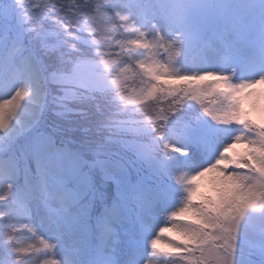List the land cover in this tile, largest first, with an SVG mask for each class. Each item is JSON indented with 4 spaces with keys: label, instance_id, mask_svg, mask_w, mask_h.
I'll return each instance as SVG.
<instances>
[{
    "label": "snow or ice",
    "instance_id": "snow-or-ice-1",
    "mask_svg": "<svg viewBox=\"0 0 264 264\" xmlns=\"http://www.w3.org/2000/svg\"><path fill=\"white\" fill-rule=\"evenodd\" d=\"M13 4L0 2V21H10L8 31L16 40L27 37L39 49L29 51L21 71L20 83L31 93L16 88L10 99L0 102V143L8 144L22 130L11 123L21 100L40 96L46 104L50 83L62 89L53 102L103 89L108 77L99 71L102 54L89 52L111 48L114 41L127 51L123 62L128 66L120 71H131L144 85L138 94H120L119 101L145 106V115H151L148 108L168 104L158 109L156 120L138 129L146 141L135 147L138 158L155 164L165 176L184 169L195 173L177 179L181 189L156 184L129 197L142 227L132 264H152L149 257L157 253L176 264H264V243L251 246L248 259L242 250L249 221H264V0H53L31 10ZM229 33L236 39L228 40ZM40 51L59 65L51 76L45 75L49 67ZM6 68L0 59V76ZM119 114L112 111L110 116ZM105 127L112 131L122 126L109 119ZM32 162L40 177L32 192L18 187L17 162L0 165V220L5 222L0 264H28L15 258L23 249L14 239L18 211L26 212V203L45 208L60 204L41 217L38 227L24 221L33 234L45 227L50 231L57 244L42 239L44 249L59 247L62 232H83L89 223L74 184L79 176L66 169L62 149L52 137L33 142L27 164ZM204 178L207 191L201 190ZM173 198L179 207L167 216L171 226L155 232L157 218L168 213ZM112 213V222H119L115 209ZM86 256L84 250L43 264H99Z\"/></svg>",
    "mask_w": 264,
    "mask_h": 264
},
{
    "label": "trees",
    "instance_id": "trees-1",
    "mask_svg": "<svg viewBox=\"0 0 264 264\" xmlns=\"http://www.w3.org/2000/svg\"><path fill=\"white\" fill-rule=\"evenodd\" d=\"M52 3L53 0H43L40 8L43 9L45 5ZM45 27L49 31L52 30L50 24H46ZM121 31L123 32L124 29L122 28ZM38 49L39 45L30 43L27 37L16 40L13 35L0 36V59L7 63L6 70L0 76V81L5 80L15 69L22 71L23 61L27 59L29 51L35 53ZM97 51L102 54L99 60V71L108 77L103 89H94L85 94H72L70 98L53 102V96H60L62 89L56 83H50L49 89L52 95L46 97V104L40 96L31 99L26 96L21 100V107L11 123L16 124L18 128L22 127V130L18 131L8 144L0 143V165L17 162L18 187L32 192L35 185L40 182L35 163L27 164L32 144L38 137H52L56 141L57 146L62 149V160L66 169L79 176L74 184L78 202L81 204L82 210L87 211L88 214L86 239L91 242L93 248L97 247L96 240L100 231L99 219L109 214L112 215L113 209L116 211L117 207L122 206L131 223L138 224L135 219L137 208L129 197L136 193H146L156 184L161 187L173 185L177 189H181L182 185L177 184L176 181L189 171L184 169L165 176L158 166L138 158L135 147L146 143L138 129L143 127L149 119L156 120L158 109L168 108V104L161 103L148 108L147 112L151 115H145V106L134 104L131 100L119 101L120 94H138L144 85L138 77L133 76L131 71H120L121 68L128 66L123 62L127 51L122 52L121 49L115 47L114 41L113 47L92 49L89 55H94ZM39 55L49 67V71L45 75L51 76L53 70L59 67L55 57H50L43 51H40ZM105 61L109 63L105 65ZM93 63L96 62L93 61ZM63 74L67 75L68 73ZM117 81L119 88H117ZM23 91L31 93L29 88L24 87ZM112 111H118L119 116H110ZM109 119L118 120L122 127L112 131L107 130L105 122ZM149 126L158 127L159 124ZM2 135L0 133V136ZM167 151L171 155H176L171 153V150ZM26 164L27 175L25 174ZM122 177L132 186L121 182ZM206 180L207 178H204L201 182L202 191H207ZM136 181H142V188L134 185ZM0 195H4V192L0 191ZM59 207L60 204L56 210ZM177 207L179 204L173 198V205L172 203L167 205L168 214L175 211ZM168 214L164 215V221L160 227L171 226V222L167 221ZM18 221L14 239L23 251L15 258L26 260L28 264H43L46 257L42 252L41 243L22 227L23 210L18 211ZM4 223L3 220H0V229L3 228ZM167 238L165 237V239ZM2 243L3 241L0 240V245ZM30 245L34 246L36 251H32ZM251 246L256 245L244 235L242 250L245 257L249 258ZM92 253L96 254V249L92 250ZM156 255L161 256L158 260L161 264H165L166 261L176 264L169 257H164L159 253ZM3 257L4 251L0 246V258ZM251 258L255 259L256 256Z\"/></svg>",
    "mask_w": 264,
    "mask_h": 264
},
{
    "label": "rangeland",
    "instance_id": "rangeland-1",
    "mask_svg": "<svg viewBox=\"0 0 264 264\" xmlns=\"http://www.w3.org/2000/svg\"><path fill=\"white\" fill-rule=\"evenodd\" d=\"M42 1L43 0H29V2H25L24 0H18V3L14 4V7H23L31 10L37 6L41 7ZM1 2L10 4L13 0H1ZM131 23L132 22H129V26H131ZM0 25V28L4 29L3 35L15 36L14 33L8 31L10 21H0ZM4 26H6V28H3ZM141 30L144 31V29ZM20 39H22V37ZM227 39L230 41L236 39V34L229 33ZM159 55L160 54H157V59H159ZM195 55L196 54L193 53L189 59L191 60ZM21 79V70L15 69L8 75L6 80L0 82V102H2L3 99H10L11 96L14 95L16 88H21L22 91L24 90V86L20 83ZM205 166L207 165L205 164ZM194 174V172L188 171V173H185L183 176H191ZM121 182L128 186H132L124 177L121 178ZM142 184V181H136V183H134V185L141 188ZM58 206V201L49 203L47 208H45L43 204L37 206L35 201L31 204L26 203L24 207L27 208V211H24V221H34V227H38L41 217L47 215L49 209L56 210ZM165 210L169 211L168 208ZM166 214L168 213H164L157 218V223L154 228L155 232H157L160 225L163 223L164 215ZM115 215L119 217V222H112V215L110 214L99 219L100 231L97 235L96 248H93L91 242L86 239L87 232L66 231L60 234L59 247L44 249L41 244L42 252L45 254L46 260H59L69 253H80L86 250L87 256L85 258H91V260L98 261L99 264H132V262L138 258L135 242L140 240L142 236V227L139 224L131 223L129 216L123 211L122 206L117 207ZM22 227L26 230L25 222ZM28 232L33 234L31 231ZM83 233L84 235H82ZM33 235H35L39 242L43 239L47 243L57 244V241L51 238V233L46 227L40 229V232ZM244 235H246L257 247L261 243H264V221L260 220L259 217L252 218L249 221L247 231ZM95 249L97 253L93 254L92 250ZM148 251L150 252V249H148ZM160 257V255L158 256L155 254L150 256L149 259L152 261V264H161L158 261ZM244 258L248 259V257L245 256ZM139 259L142 261L144 260L143 253L139 254ZM165 264L175 263L166 261Z\"/></svg>",
    "mask_w": 264,
    "mask_h": 264
},
{
    "label": "bare ground",
    "instance_id": "bare-ground-1",
    "mask_svg": "<svg viewBox=\"0 0 264 264\" xmlns=\"http://www.w3.org/2000/svg\"><path fill=\"white\" fill-rule=\"evenodd\" d=\"M25 2H29V0H24ZM10 4H13V2H11ZM13 6H15L14 4H13ZM3 28H6V26H4Z\"/></svg>",
    "mask_w": 264,
    "mask_h": 264
}]
</instances>
